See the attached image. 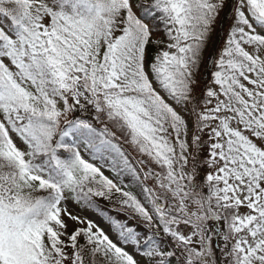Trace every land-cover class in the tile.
Returning a JSON list of instances; mask_svg holds the SVG:
<instances>
[{
    "label": "snow or ice",
    "instance_id": "1",
    "mask_svg": "<svg viewBox=\"0 0 264 264\" xmlns=\"http://www.w3.org/2000/svg\"><path fill=\"white\" fill-rule=\"evenodd\" d=\"M0 264H264V0H0Z\"/></svg>",
    "mask_w": 264,
    "mask_h": 264
},
{
    "label": "trees",
    "instance_id": "2",
    "mask_svg": "<svg viewBox=\"0 0 264 264\" xmlns=\"http://www.w3.org/2000/svg\"><path fill=\"white\" fill-rule=\"evenodd\" d=\"M102 203V202H101ZM102 204H104V203H102ZM105 207H108V205H105Z\"/></svg>",
    "mask_w": 264,
    "mask_h": 264
},
{
    "label": "rangeland",
    "instance_id": "3",
    "mask_svg": "<svg viewBox=\"0 0 264 264\" xmlns=\"http://www.w3.org/2000/svg\"><path fill=\"white\" fill-rule=\"evenodd\" d=\"M102 203H105V202H103V201H101ZM109 207V206H108Z\"/></svg>",
    "mask_w": 264,
    "mask_h": 264
}]
</instances>
